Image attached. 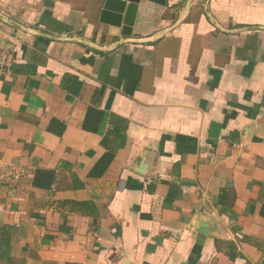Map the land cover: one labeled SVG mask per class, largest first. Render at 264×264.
<instances>
[{
  "label": "crops",
  "instance_id": "crops-1",
  "mask_svg": "<svg viewBox=\"0 0 264 264\" xmlns=\"http://www.w3.org/2000/svg\"><path fill=\"white\" fill-rule=\"evenodd\" d=\"M104 2L0 0V264H264V0Z\"/></svg>",
  "mask_w": 264,
  "mask_h": 264
},
{
  "label": "water",
  "instance_id": "water-1",
  "mask_svg": "<svg viewBox=\"0 0 264 264\" xmlns=\"http://www.w3.org/2000/svg\"><path fill=\"white\" fill-rule=\"evenodd\" d=\"M141 1L165 6L166 0H105L100 12V23L121 29L123 37L132 35V28L136 21L138 5ZM198 231L206 233L208 221L200 219Z\"/></svg>",
  "mask_w": 264,
  "mask_h": 264
},
{
  "label": "trees",
  "instance_id": "trees-1",
  "mask_svg": "<svg viewBox=\"0 0 264 264\" xmlns=\"http://www.w3.org/2000/svg\"><path fill=\"white\" fill-rule=\"evenodd\" d=\"M125 128H126V123L122 119H120V118H118L116 116H113V115L111 116L110 131H111V133L120 134L119 148H122V146L124 145L125 140H126V137L124 135ZM110 160H111V155L106 154V155H104L103 160H101L99 162V165L101 166V164L103 165V163H105L104 165H106V164L109 163ZM39 175H43V174H39ZM39 177L41 178V176H39ZM34 184L35 185H39V182H37V180H35ZM49 185L50 184H48V186ZM86 205H87L86 203H82L81 206L86 207Z\"/></svg>",
  "mask_w": 264,
  "mask_h": 264
},
{
  "label": "built area",
  "instance_id": "built-area-1",
  "mask_svg": "<svg viewBox=\"0 0 264 264\" xmlns=\"http://www.w3.org/2000/svg\"><path fill=\"white\" fill-rule=\"evenodd\" d=\"M3 65L2 59L0 57V69ZM27 175V172L22 169V168H18V167H9V168H5V167H0V181H2L3 183H9L11 181H17L23 177H25Z\"/></svg>",
  "mask_w": 264,
  "mask_h": 264
}]
</instances>
